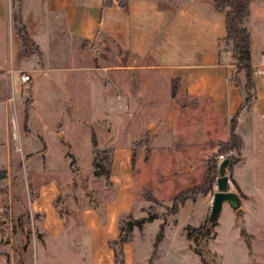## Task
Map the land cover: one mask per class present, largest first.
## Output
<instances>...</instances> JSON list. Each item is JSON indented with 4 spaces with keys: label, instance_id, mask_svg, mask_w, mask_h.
Here are the masks:
<instances>
[{
    "label": "rangeland",
    "instance_id": "374dc122",
    "mask_svg": "<svg viewBox=\"0 0 264 264\" xmlns=\"http://www.w3.org/2000/svg\"><path fill=\"white\" fill-rule=\"evenodd\" d=\"M187 1L158 3L176 9ZM14 3L13 15L21 16L22 0ZM47 23L48 39L41 49L29 36L40 56L21 59H29L26 69L36 71H30V81L21 83L16 74L14 83L0 89V98L9 99L0 101V226L10 207L14 264L30 263L19 234L28 229L25 196L34 197L49 178L60 182L54 206L64 218L113 196L106 179L93 175L92 135L99 149L111 150V158L114 149L129 150L133 172L141 169L136 211L121 225L136 239L144 264H264V132L257 136L239 129L256 149L249 148L246 163L225 174L229 191L238 195L239 212L224 203L217 220L209 223L218 175L207 191L208 169L229 139L230 124L204 106L174 96L170 80L151 68L150 58L132 56L111 39H74L53 16ZM4 34L11 52L12 33L6 27ZM178 197L187 200L171 213ZM148 217L154 219L134 226ZM191 228H200L201 236L193 233L188 239ZM5 234L0 237L7 244Z\"/></svg>",
    "mask_w": 264,
    "mask_h": 264
},
{
    "label": "crops",
    "instance_id": "0c3cea01",
    "mask_svg": "<svg viewBox=\"0 0 264 264\" xmlns=\"http://www.w3.org/2000/svg\"><path fill=\"white\" fill-rule=\"evenodd\" d=\"M123 1L126 9L117 0H108L107 5L103 0H22L21 18L28 35L40 49L41 42L48 39L47 18L53 16L74 39L95 42L107 38L132 56L150 58L152 69L164 73L170 83L177 82V98L204 106L226 125L239 112L235 133L241 137L243 148L235 166H243L246 151L256 149L252 142L247 144L239 129L244 128L250 134L254 131L257 136L259 131L264 132L258 129L259 124L264 127V0L251 2L243 22L250 34L255 85V99L248 111L242 108V93L233 82L230 55L219 47L226 36L225 16L211 2L190 0L171 9L162 7L158 0ZM15 6L13 0H0V89L3 83H14V75H19L20 80V72L29 75L33 71L26 69L29 59H20V41L12 21ZM6 27L12 33V54L10 46L7 48L3 41ZM0 101L6 104L9 99L1 96ZM129 153L123 148L113 150L109 179L115 190L113 196L70 213L69 218L60 215L54 206L55 199L61 195L56 178L41 184L34 197L25 196L27 211L23 218L28 229L26 235L24 231L19 234L20 247L26 245V252L29 249V264H115L109 242L118 239L122 220H128L136 211L135 183L141 169L136 167L133 172ZM19 162L18 167L22 164ZM10 210L9 207L8 220H3L0 226V236L6 233L9 238L5 244L0 237V264H14L17 250L16 245L13 248ZM73 217L77 220L69 222ZM122 251L124 264H144L138 258L136 239L125 243Z\"/></svg>",
    "mask_w": 264,
    "mask_h": 264
},
{
    "label": "trees",
    "instance_id": "16d2710c",
    "mask_svg": "<svg viewBox=\"0 0 264 264\" xmlns=\"http://www.w3.org/2000/svg\"><path fill=\"white\" fill-rule=\"evenodd\" d=\"M104 5L108 4V0H103ZM212 3L214 8L224 14L225 16V30L226 36L220 42L219 47L223 51L228 52L232 65L234 66L233 82L235 86L240 89L243 96L242 108L248 110L251 109L253 101L255 99V85H254V71L251 64L250 58V34L247 28L243 26V22L248 16V10L251 2L253 0H208ZM16 3H20V0H14ZM118 4L126 9V1L117 0ZM14 24V30L20 41V59L24 57H29L32 55H39L37 45L29 37L26 27L22 21L19 12L15 13L12 17ZM176 81H172V94L175 96L177 92ZM239 112L232 118L230 122V132L229 139L226 143L219 146L217 154L213 155L211 166L208 169V181H207V191L210 190L215 182L218 175V156L226 155L229 161L228 171L231 172L233 166L237 164L238 157L241 154L243 148V141L240 136L235 133L237 127V117ZM92 145L94 149V177L100 178L104 177L109 183L110 173L112 168V152L111 150L99 149L96 143V138L92 135ZM235 154L234 156H229V154ZM4 174L0 171V179L3 178ZM187 200V198H176L171 209V213H175L180 205ZM153 217H148L147 219H141L134 223V226L140 227L141 224L153 220ZM191 232L187 234V238L191 239L193 233H198L201 236L200 228H191ZM129 229H123L120 226V235L117 240L109 242L110 248L114 252L115 264H124L122 247L125 243L130 241ZM197 236L195 241L199 238ZM162 238V231H160L156 237L155 247L160 242ZM26 249V245L23 246V250ZM201 255L199 250L195 252ZM203 262V260H202Z\"/></svg>",
    "mask_w": 264,
    "mask_h": 264
},
{
    "label": "water",
    "instance_id": "95a60500",
    "mask_svg": "<svg viewBox=\"0 0 264 264\" xmlns=\"http://www.w3.org/2000/svg\"><path fill=\"white\" fill-rule=\"evenodd\" d=\"M228 167L229 161L227 159L223 160L218 166V178L216 179L217 191L213 195L212 206L208 217L209 223H214L217 220L224 203H228L232 209L239 212L238 195L229 191V182L225 175Z\"/></svg>",
    "mask_w": 264,
    "mask_h": 264
},
{
    "label": "built area",
    "instance_id": "2783aa9c",
    "mask_svg": "<svg viewBox=\"0 0 264 264\" xmlns=\"http://www.w3.org/2000/svg\"><path fill=\"white\" fill-rule=\"evenodd\" d=\"M20 81H21L22 83H27V82H29V81H30V77H29V75L20 72ZM223 160H224V157H223V156H218V158H217V164H218V166H219V164H220Z\"/></svg>",
    "mask_w": 264,
    "mask_h": 264
}]
</instances>
